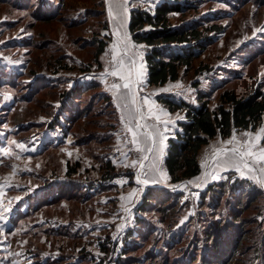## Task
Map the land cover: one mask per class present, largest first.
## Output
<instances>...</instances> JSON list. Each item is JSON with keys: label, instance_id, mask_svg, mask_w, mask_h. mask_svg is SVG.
<instances>
[{"label": "rangeland", "instance_id": "374dc122", "mask_svg": "<svg viewBox=\"0 0 264 264\" xmlns=\"http://www.w3.org/2000/svg\"><path fill=\"white\" fill-rule=\"evenodd\" d=\"M190 2L174 26L220 27L192 68L148 87V47L109 0H0V264H264V121L211 138L200 174L173 183L185 110L158 98L205 90L214 107L224 88L264 89V0ZM135 89L159 101L141 126Z\"/></svg>", "mask_w": 264, "mask_h": 264}, {"label": "trees", "instance_id": "16d2710c", "mask_svg": "<svg viewBox=\"0 0 264 264\" xmlns=\"http://www.w3.org/2000/svg\"><path fill=\"white\" fill-rule=\"evenodd\" d=\"M192 5L190 0H163L154 9L138 6L131 10L128 29L136 42H144L148 47L145 60L150 85H163L169 80H176L181 67L185 71L192 68L194 60L212 38L207 31L219 29L218 24L204 28L203 22L186 26L171 23L173 13L187 11ZM104 46L105 42L100 40L97 55ZM158 98L170 111L185 110V117L179 122L181 128L176 136L169 139L164 160L173 183L200 174L202 167L198 154L211 138L217 135L227 137L235 129L254 130L264 121V89L260 86L244 95L233 88H224L214 107L210 106L209 94L205 90L197 92L196 104L185 99L175 100L167 94ZM220 184L224 185L223 182ZM247 184L250 182L244 179L228 181L233 194L248 188ZM144 205L145 202L140 207ZM213 251H218L217 245Z\"/></svg>", "mask_w": 264, "mask_h": 264}, {"label": "crops", "instance_id": "0c3cea01", "mask_svg": "<svg viewBox=\"0 0 264 264\" xmlns=\"http://www.w3.org/2000/svg\"><path fill=\"white\" fill-rule=\"evenodd\" d=\"M138 2L139 4H144V8H148V9H154L155 6L160 3L161 1L163 0H109V9H110V12H126V15H125V22H126V25L128 26L129 25V20H130V14H131V10L134 8L133 7V3L132 2ZM149 4V6H147L146 4ZM145 62V65H146V70L148 69L147 67V63H146V60L144 61ZM134 75V83L138 82L137 81V70L133 69L132 70V76ZM145 80L147 81L148 83V72L146 73V76H145ZM168 81L165 84H167ZM151 86H158V85H149L148 84V87H151ZM130 88V87H129ZM131 89V88H130ZM129 92V96L126 97L127 98V104L129 105V107L133 108L135 110V113L137 112L138 115H139V125L141 126L143 123H145V118L143 116V111H147L149 112V110H154V107L156 105V102L159 103L156 95L154 96V94H150V93H145V92H140L139 89H135L134 91H126V93ZM135 94V96L133 97V94ZM155 97V98H154ZM126 104V105H127ZM168 113H170V111H167ZM183 120V119H179V122ZM150 134V137L153 138L154 137V131L153 129H150L149 133ZM207 144V143H206ZM205 145V144H204Z\"/></svg>", "mask_w": 264, "mask_h": 264}, {"label": "snow or ice", "instance_id": "6c2138e0", "mask_svg": "<svg viewBox=\"0 0 264 264\" xmlns=\"http://www.w3.org/2000/svg\"><path fill=\"white\" fill-rule=\"evenodd\" d=\"M112 74H113V75H116V73H112ZM128 86H129V85H128L127 83L124 85L125 88H127ZM113 87H118V85H113ZM261 131L264 132V129H261ZM259 138H260V137L258 136L257 139H259ZM233 151H235V149H234ZM247 154H248V155H255L254 153H252V152H250V151H249ZM258 158H259V160L264 161V149H261V150H260V154H259V157H258Z\"/></svg>", "mask_w": 264, "mask_h": 264}]
</instances>
